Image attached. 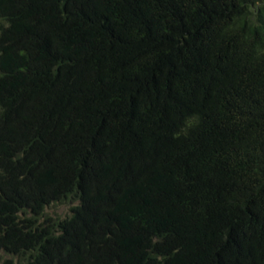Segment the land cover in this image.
Wrapping results in <instances>:
<instances>
[{"label":"trees","instance_id":"1","mask_svg":"<svg viewBox=\"0 0 264 264\" xmlns=\"http://www.w3.org/2000/svg\"><path fill=\"white\" fill-rule=\"evenodd\" d=\"M0 251L264 264V0H0Z\"/></svg>","mask_w":264,"mask_h":264},{"label":"rangeland","instance_id":"2","mask_svg":"<svg viewBox=\"0 0 264 264\" xmlns=\"http://www.w3.org/2000/svg\"><path fill=\"white\" fill-rule=\"evenodd\" d=\"M54 211H57L58 213L60 212L64 213L65 211H67V207H59L56 210H51L50 213H53ZM7 258L8 257L3 252L0 251V264H2L3 261Z\"/></svg>","mask_w":264,"mask_h":264}]
</instances>
